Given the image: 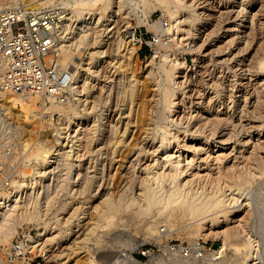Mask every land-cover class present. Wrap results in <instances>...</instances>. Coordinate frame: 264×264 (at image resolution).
Listing matches in <instances>:
<instances>
[{
	"label": "rangeland",
	"instance_id": "1",
	"mask_svg": "<svg viewBox=\"0 0 264 264\" xmlns=\"http://www.w3.org/2000/svg\"><path fill=\"white\" fill-rule=\"evenodd\" d=\"M172 1L51 0L34 6L67 8L59 25V51H70L76 57L71 67L75 85L62 103H55L58 107L47 103L41 109L33 96L25 105L8 100L18 95L0 96V199L5 194L6 208L14 211L9 230L0 234V264H87L89 260L132 264L131 259L148 262L164 257L177 261L169 247H185L196 240L214 249L221 245L220 237L203 234L202 225L179 205L160 212V203L144 212L136 201L141 194L139 179L146 172L168 167L163 156L154 161L163 151L164 138L171 156L181 153L182 164L189 166H185L188 171L180 176V182L195 179L183 189L198 188L200 198L210 189L207 178L231 168L227 165L236 173L246 172L244 167L264 160V99L263 105L257 100L264 98V90L256 82H263L264 73L241 79L244 73L255 74L264 66V0H225L217 6L216 0H185L188 7L183 9ZM200 7L209 11L208 20L199 13ZM248 9L254 14L248 15L246 29L253 33L246 34V44L232 23ZM169 10H177L179 19L186 17L174 38L158 30L161 24L157 22L166 23ZM107 15L111 21H105ZM83 23L85 27H81ZM228 26L231 29L227 31ZM195 28L196 45L191 50L189 39ZM130 33L139 41H131ZM136 46V55L126 53L127 48ZM85 56L99 61L82 71L77 61ZM173 58L181 59L184 68L172 75V82L171 76L165 79L161 67L171 73ZM250 80L245 88L243 83ZM165 87L170 91L167 96H163ZM140 106L146 108L144 115ZM201 111L206 122L197 119ZM216 117H222V124L216 120L219 126H210ZM104 119L110 121V127L102 134ZM201 125H205L203 129ZM59 135L64 145L54 163L43 166L46 148ZM214 149L218 161L211 153ZM247 154L256 158L245 162ZM75 164L81 168L76 170ZM195 170L199 173L193 174ZM25 178L27 185L17 192ZM117 180L123 181L120 189L113 191L112 183ZM242 189L248 193L247 199L243 194L241 201H236L239 205L226 204L222 211L240 214L243 225L226 224L229 219L222 217L223 224L238 225L229 239L238 247L252 236L264 264V169ZM222 255V264H242L246 258L235 255L231 245Z\"/></svg>",
	"mask_w": 264,
	"mask_h": 264
},
{
	"label": "bare ground",
	"instance_id": "2",
	"mask_svg": "<svg viewBox=\"0 0 264 264\" xmlns=\"http://www.w3.org/2000/svg\"><path fill=\"white\" fill-rule=\"evenodd\" d=\"M48 1H51V0H33L31 1L30 3H26L27 4H31L32 3V6H37V5H41L45 2H48ZM168 1V0H167ZM169 1H172V0H169ZM177 2V3H180V8H187V4H186V1L185 0H173L172 2ZM223 2L225 3V0H216L215 1V6H217V3L219 5L223 4ZM263 5V4H262ZM218 9V8H217ZM214 9L213 10H217ZM243 9V8H242ZM228 10H231V9H228ZM251 9H248V10H245V12L243 14H241L240 16H238L235 21L232 23L233 25L236 26V30H237V34H238V37L240 38L241 41H246V34L249 36L253 31H250L249 30L251 29H246V24H245V21L249 18L250 14H254L252 13V11H250ZM171 11V10H169ZM242 11V10H241ZM256 11H260L258 8ZM177 10L175 11H171L169 12V17L168 19L166 20V23L162 24V21L159 20L157 22L158 26L161 24V27L158 28L159 30V33H168V34H173V38H174V35L175 34H178V24L182 21L185 20L186 17H184V19H179L178 15H177ZM209 11H207L204 7H200V10H199V13L202 15V17L204 18V20H208L209 19V15L208 13ZM232 12V11H230ZM224 13V12H223ZM228 13V11L226 12ZM239 14V13H238ZM249 15V16H248ZM70 17V16H69ZM68 19V17H67ZM85 19V18H84ZM225 19V18H224ZM112 18L110 17V15H107L105 21H111ZM202 23V22H201ZM62 24V23H61ZM60 25V24H59ZM87 25V23H86ZM210 25V24H209ZM61 26V25H60ZM219 26V25H218ZM234 26V27H235ZM81 27H85V23H83V26ZM91 26L87 25L86 29H89ZM229 28H226V30H230L231 27L228 26ZM250 27V26H249ZM254 27V26H253ZM258 27V26H257ZM262 27V26H261ZM199 28V27H198ZM156 29H157V26H156ZM215 29V28H214ZM262 29V28H260ZM175 30V31H173ZM233 30V29H232ZM254 30V29H253ZM258 30V29H256ZM217 31V30H216ZM259 31V30H258ZM172 32V33H170ZM249 32V33H248ZM197 29L195 28V30H193L192 32V36H190L191 38L189 39L191 42H192V45L190 46L191 47V50H194L195 49V45H196V39H197ZM257 34H259L258 32H256ZM87 33L83 34V36L85 37ZM161 35V34H158V36ZM253 35V34H252ZM130 37V40L131 41H135L134 43H136V41H139L137 39H135L133 37V34L130 33L129 35ZM231 37V36H229ZM254 37V36H253ZM252 38V37H251ZM249 38V39H251ZM248 39V38H247ZM159 41V39H157V42ZM224 41V40H223ZM231 41V40H230ZM247 42V43H246ZM245 43L246 44H249L248 42L249 41H246ZM245 46V44H243ZM81 46V45H80ZM138 46V45H137ZM136 47L134 48H127L126 50V53H134V55H136ZM83 46H81L82 48ZM240 47V46H239ZM247 47V46H246ZM245 47V48H246ZM63 50V49H62ZM237 50V49H236ZM67 51V50H66ZM72 52L69 51L68 52H65L64 51H59V56L62 57V61L64 65L68 66V67H72L74 65V59H76L75 56H73V53L71 54ZM125 53V54H126ZM78 57V56H77ZM253 57V56H252ZM99 61L97 58H90L88 56H85V57H79L78 58V61H77V64L80 65L82 67V71L83 70H88V68L90 67L91 63L93 62H97ZM171 64L172 66L175 68L173 71H171V73L168 71V69H165L162 64H161V68H162V71L164 72L165 74V79L170 77V80L173 82V78H172V75H175V74H179V73H182L183 72V68H184V64H183V61L181 59H175L173 58L171 60ZM258 63H261V62H258ZM261 67V65H260ZM258 68V70L260 69V71L258 72H261L258 74L255 73V74H252V73H244V75H242L241 79H248V78H251L253 77V75L255 76H258L260 74H263L264 73V66L261 67V68ZM246 70V69H245ZM249 70V69H248ZM257 70V69H256ZM247 71V70H246ZM74 73L73 72V78L72 79V82L70 84V88H73L74 85H75V76H74ZM250 75V77H248V74ZM83 74H80L78 77H82ZM254 76L253 79H256V77ZM251 79V80H253ZM251 80L248 82H244L243 84H245V88H248ZM263 82H260L259 80H257L256 82L260 85H262V88L264 90V78L261 79ZM166 81V80H165ZM170 81V82H171ZM255 82V83H256ZM76 87V86H75ZM133 87V86H132ZM257 90V89H256ZM169 89L167 87L164 88L163 90V96H167L169 94ZM246 92V91H245ZM256 92V91H255ZM261 92V91H260ZM259 93H255V95H257ZM261 94V93H260ZM263 94V92H262ZM262 94L260 96H262ZM16 95V94H15ZM4 98L7 97L6 96H3ZM247 97V96H246ZM257 97V96H256ZM259 97V96H258ZM260 98V97H259ZM257 98V100H262L264 98H261L259 99ZM3 99V98H2ZM8 100L11 102V103H19V104H23L25 105L24 103L26 102V100H28V98L26 96H23V95H18V96H13V97H10L8 98ZM8 100H5V101H8ZM167 100V99H166ZM166 100L164 102H166ZM8 101V102H9ZM35 101V100H34ZM263 101V100H262ZM262 101L260 102V105L262 103ZM143 102V101H142ZM2 103V102H1ZM58 104V103H57ZM254 104V103H253ZM258 104V103H256ZM255 104V105H256ZM52 106H55V107H58L55 103L52 104ZM143 106V105H142ZM142 106H140L139 108H141ZM254 106V105H253ZM145 107V106H143ZM142 107V111L141 113L146 109L144 108L143 109ZM258 107V106H257ZM259 108V107H258ZM257 108V109H258ZM255 109V107L253 108ZM210 110V107H208L207 109H205V113L208 112ZM129 111V110H128ZM204 111L198 113V120H201V121H205L204 119ZM213 112V111H212ZM255 112H258L255 110ZM261 112V111H260ZM140 111H138V115H139ZM145 111L143 112L142 115H144ZM210 113V112H209ZM253 113V112H252ZM206 115V114H205ZM244 115V114H243ZM258 115V114H257ZM251 116V115H250ZM153 117V116H152ZM210 117V116H209ZM225 117V116H223ZM140 118V117H139ZM219 118V117H218ZM222 118V117H221ZM218 119L217 120V117L215 119V122H210L212 123L210 126H213V125H216V124H213V123H218L217 126H219V122L220 124H222V121L223 119ZM240 118V117H239ZM245 118V117H244ZM208 119V117H207ZM225 119V118H224ZM229 119V120H228ZM228 119H225L226 121H230V117ZM232 119V118H231ZM49 120V118L47 119ZM141 120V119H140ZM209 120V119H208ZM219 121V122H216ZM144 121V120H143ZM211 121V120H209ZM213 121V120H212ZM248 121V120H247ZM145 122V121H144ZM199 122V121H197ZM206 122V121H205ZM231 122V121H230ZM240 122V121H239ZM224 123V122H223ZM227 123V122H226ZM255 123V122H254ZM142 124H145V123H142ZM197 124V123H196ZM208 124V123H207ZM206 125V124H205ZM204 125V126H205ZM209 125V124H208ZM223 125H226V124H223ZM222 125V126H223ZM231 125V123H230ZM234 125V124H233ZM243 125V124H242ZM254 125V124H253ZM203 126V128H204ZM209 126V127H210ZM215 126V127H217ZM244 126V125H243ZM110 127V121L108 119H104L101 126H100V132L103 134H105L107 131H108V128ZM199 127V126H198ZM208 127V126H207ZM225 127V126H224ZM248 127V126H247ZM250 127V126H249ZM201 128H202V125H201ZM202 128V129H203ZM201 129V130H202ZM214 127L212 128V131L214 132ZM124 130V129H123ZM210 130V129H208ZM218 130V129H217ZM211 131V130H210ZM199 132H202L200 131L199 129ZM197 133V132H196ZM211 133V132H210ZM215 133V132H214ZM218 133V132H217ZM201 134V133H200ZM261 134V132L259 131L258 135ZM209 136V135H208ZM112 137V136H111ZM225 137V136H224ZM63 138L62 135H59L56 137V142L55 143H52L50 146H48L46 148V151H45V155H46V159H44L43 161H41V163H43V166H49L51 165L52 163H54V158L57 157L58 153H59V147L63 146L64 144H62V141L61 139ZM226 138V137H225ZM228 138V137H227ZM114 139V138H113ZM119 139V138H118ZM207 139V138H206ZM225 139H223L222 141H224ZM39 141V140H38ZM227 141V139H226ZM119 142V141H118ZM205 142V141H204ZM264 142V141H263ZM116 144V143H114ZM163 145V151L160 153V155L158 154L157 158H155V162H158L160 158H162V156L164 157L165 160H163V162H167L169 163L168 167H164L162 170L159 169L160 171H155L154 173H150V172H146L144 174V176L142 178H138L139 179V184L141 186L140 188V197L137 198V202L139 204V206L141 207V209L144 211V212H148L150 211L151 208L153 207H157L160 203L162 204V207L159 208V211L162 212L164 211L166 208H170L174 205H179L183 208V211L186 213L187 216H189L190 218L198 221L202 227H203V230H202V233L203 234H214V236H218L221 238V245L219 246L218 249H215V252L213 253V255H216V257H220L222 256L223 252L225 251V249L227 248L228 245H231L233 246L234 250H235V255H245L246 258L245 260L243 261L242 264H255V262H251L252 259H256V255L254 254V246L255 244L253 243V238L252 236L250 237L247 236L246 237V241L243 242L242 244H240L241 246H236V244H232L229 242V239L231 237H233L235 234L236 229H238V225L241 226L243 224H240V220L243 218H241L240 214H225L222 210L224 209V206L226 204H233L235 203L236 201L240 200V196H244L245 197V200L247 199L246 198V195H248V193H244V189H242V186L244 184H246L247 182H249L250 178L252 176L255 175L256 172L260 173L262 171V169H264V160H257L256 162V165L251 166L249 164H246V165H249L247 167H244V171L246 172H234L233 170V167L230 166L231 164H229V166L227 165V167H231V168H228L224 169L223 172H220L218 173L217 176H214L213 174V178L211 176H209V178H207V181L210 185V189L208 192L205 193V196L203 198H200V194H201V191L199 192L197 189L198 188H190L188 190H184L183 189V186L187 183H190L192 184L195 179H188L186 183H181L180 182V176L182 174H186L187 171H188V168L185 167L183 164H182V159H181V153L175 155L174 157L171 156L172 152L169 153V149L167 150V147L170 145L168 140L166 138H164V141L162 143ZM264 145V143H263ZM190 146V145H189ZM262 146V145H260ZM113 147V146H112ZM175 147V146H174ZM191 147V146H190ZM263 147V146H262ZM173 150V149H172ZM253 150V149H252ZM214 151L217 152V149H214V150H211V153L213 155V158L215 160L219 159L220 156L218 155H215L213 154ZM254 151V150H253ZM215 152V153H216ZM252 152V151H251ZM207 153V152H206ZM217 154V153H216ZM220 154V153H218ZM254 154H257V153H254ZM210 155V154H209ZM222 155V153H221ZM250 157H251V153H249ZM119 156V155H118ZM224 156V155H223ZM255 156V155H254ZM188 157V156H186ZM208 157V156H207ZM206 157V158H207ZM222 157V156H221ZM246 159L243 160L245 162L247 161H250L251 159L253 158H256V157H253V158H249L248 157V154L247 156H245ZM263 157V156H261ZM185 158V157H184ZM192 158V157H191ZM250 159V160H247V159ZM264 158V157H263ZM194 159V158H192ZM192 159H190L191 161H193ZM213 159V160H214ZM189 160V159H188ZM190 160L188 162H190ZM220 160V159H219ZM247 160V161H246ZM161 161V160H160ZM184 161V160H183ZM218 161V160H217ZM216 161V162H217ZM255 161V159H254ZM187 162V163H188ZM244 162V163H245ZM252 162V161H250ZM162 163V164H164ZM243 163V164H244ZM37 164H40V162H38ZM234 165V164H232ZM163 166V165H162ZM161 166V167H162ZM188 166V165H187ZM195 166V165H194ZM189 167V166H188ZM218 167V166H217ZM75 168L76 170H79L81 167L79 164H75ZM194 168V167H193ZM153 169V168H152ZM156 169V168H155ZM190 170V169H189ZM220 171V170H219ZM193 172V171H192ZM218 172V171H217ZM196 173H199V172H196V170L193 172V174H196ZM143 174V173H142ZM150 174V175H149ZM189 174V173H188ZM141 175V174H139ZM192 176V175H191ZM203 176V175H202ZM129 178H131L130 176H128ZM135 177H139V176H135ZM183 177V176H182ZM189 177V176H187ZM185 179V178H184ZM205 179V178H204ZM206 180V179H205ZM204 180V181H205ZM222 180V182H220ZM26 178L23 179L21 181V183L18 185V189H17V192L18 191H21L25 188V186L27 185V182H26ZM75 181H77V177L75 179ZM123 180H117V181H114L112 183V189H114L113 191H115L117 188L120 187L121 183H122ZM129 181V180H128ZM197 181V180H196ZM203 181V183H204ZM128 183V182H126ZM137 183V182H136ZM201 183V184H203ZM206 183V182H205ZM223 183V184H222ZM138 184V183H137ZM126 185V184H124ZM134 184H131L130 187H133ZM165 185H168V188L166 189L164 186ZM207 185V184H205ZM195 186V184H194ZM209 187V186H208ZM120 189V188H119ZM119 190H117L116 192H118ZM139 191V190H138ZM114 192V193H116ZM199 192V193H198ZM242 197V199H244ZM106 198V197H105ZM5 200H7V196L5 194H2L1 196V199H0V234L9 230L10 228V224H11V218H12V215L14 213L13 211V208H6L7 204L5 203ZM15 199H12L11 201H14ZM246 203V202H245ZM244 203V204H245ZM236 204H238V202H236ZM241 204V202H240ZM243 204V203H242ZM9 205V204H8ZM239 205V204H238ZM247 205V204H246ZM241 207V206H240ZM16 212V211H15ZM228 216V217H227ZM229 219V221L227 220L225 223L226 224H230V222H237L238 225H234V226H230V225H225L223 224L224 222V219ZM239 221V222H238ZM242 223V222H241ZM235 224V223H234ZM260 224V223H259ZM224 225V226H223ZM261 225V224H260ZM216 227L218 229H216ZM221 227V228H220ZM243 227V226H242ZM241 228V227H240ZM244 228V227H243ZM243 230V229H242ZM241 230V231H242ZM259 230V229H258ZM260 232V230H259ZM255 233H258V231H255ZM247 234V233H246ZM38 235H41V233H38ZM32 242H36V239L32 240ZM256 242V241H255ZM40 243H37L36 245H39ZM76 246V245H75ZM77 247V246H76ZM75 247V248H76ZM74 248V249H75ZM73 249V248H72ZM264 256V255H263ZM215 257V256H213ZM248 257H251V259H249ZM263 259V258H262ZM91 262V263H90ZM251 262V263H250ZM131 263V262H130ZM87 264H95V262H92V260L87 263ZM133 264V263H132ZM235 264H238V263H235Z\"/></svg>",
	"mask_w": 264,
	"mask_h": 264
},
{
	"label": "built area",
	"instance_id": "3",
	"mask_svg": "<svg viewBox=\"0 0 264 264\" xmlns=\"http://www.w3.org/2000/svg\"><path fill=\"white\" fill-rule=\"evenodd\" d=\"M68 13L62 6L34 7L24 0H0V96L9 94L33 96L39 108L47 103H62L70 92L73 79L71 67L61 62L62 45L59 24ZM254 246L256 259L262 264L258 248ZM14 248V247H13ZM212 245L196 240L185 247H169L175 260L141 262L133 264H222L223 255H213ZM41 254V253H40ZM144 255V252L141 251ZM40 256V255H36ZM215 256V257H213ZM251 259V257H248ZM250 262V263H251ZM14 264V263H6ZM19 264H30L22 262Z\"/></svg>",
	"mask_w": 264,
	"mask_h": 264
}]
</instances>
